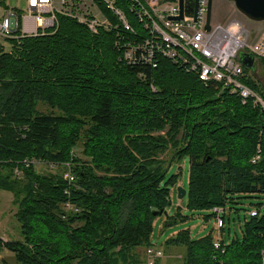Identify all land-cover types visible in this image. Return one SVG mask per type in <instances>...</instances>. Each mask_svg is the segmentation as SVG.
<instances>
[{
  "label": "trees",
  "instance_id": "16d2710c",
  "mask_svg": "<svg viewBox=\"0 0 264 264\" xmlns=\"http://www.w3.org/2000/svg\"><path fill=\"white\" fill-rule=\"evenodd\" d=\"M113 37L59 16L56 32L0 53V190L12 193L21 236L0 239L11 255L0 264H144L154 221L187 218L165 213L170 164L185 157L190 211L237 213L241 199L264 196V111L164 57L153 68L122 64ZM33 157L57 166H22ZM213 242L180 229L164 245L184 247L177 264H261L264 214L244 217L240 235L219 248Z\"/></svg>",
  "mask_w": 264,
  "mask_h": 264
},
{
  "label": "built area",
  "instance_id": "2783aa9c",
  "mask_svg": "<svg viewBox=\"0 0 264 264\" xmlns=\"http://www.w3.org/2000/svg\"><path fill=\"white\" fill-rule=\"evenodd\" d=\"M209 0H17L10 5L0 0V53L25 37L52 34L58 29V17L82 24L90 33L113 32V46L118 60L128 66L153 68L164 57L192 72L204 84L215 82L244 103L253 101L264 111V99L243 82L247 78L239 60L241 52L255 60L264 58V30L251 38V31L235 18L212 22L206 29ZM182 11V18L177 19ZM139 76L144 75L140 72ZM259 149L251 162L260 158ZM44 165L50 170L56 164L40 158H27L23 167ZM62 176L69 183L75 179L68 163ZM13 173L22 178V167ZM67 209L72 208L66 202ZM218 226L222 225V208L213 207ZM264 214V203L247 211L250 216ZM3 241L5 239H2ZM220 240L213 242L220 247ZM144 264H156L164 258L161 248L149 246ZM264 264V244L261 249Z\"/></svg>",
  "mask_w": 264,
  "mask_h": 264
},
{
  "label": "rangeland",
  "instance_id": "374dc122",
  "mask_svg": "<svg viewBox=\"0 0 264 264\" xmlns=\"http://www.w3.org/2000/svg\"><path fill=\"white\" fill-rule=\"evenodd\" d=\"M10 5H15L17 0H8ZM230 2L228 0H212L211 3V20L212 22H225L230 18L240 20L243 25L251 31V38H254L260 31L264 30V22L252 21L242 14H240L234 7L231 10L229 8ZM247 75L258 83L260 91L264 96V63L256 60V65L253 69L249 68ZM261 95V94H260ZM261 95V96H262ZM44 110V106L41 107ZM171 151L162 155L164 160H168ZM188 166L189 160L187 157L183 158L180 162H173L170 164L168 175H175V183L170 187V205L166 208L165 213L167 215H173L176 210L186 216L184 221L169 227H163L165 220V214L159 216L153 224V230L151 233L150 241L153 246L161 248L164 253V258L159 261V264H177L181 262V255L184 253L183 246H166L165 240L176 233L180 229H189L192 238H200L207 234H211L213 241L223 240L225 243L235 235H240L241 225L244 217H246L247 211L252 209L253 203H264V196L257 198H243L239 204L236 205L239 208L235 213L232 210H223L220 215H224L223 229L217 225L216 217L211 214L210 210L202 211H190L186 208V197L178 198L177 190L182 188L187 190L188 188ZM43 168V167H42ZM43 172H50L48 168L44 167ZM12 193L6 190H0V239L12 240L20 239L19 223L14 217L15 205L12 202ZM211 214L208 219L204 218V215ZM230 217L228 220L227 217ZM145 249L141 251L144 255ZM0 254L5 257H10V253L4 249Z\"/></svg>",
  "mask_w": 264,
  "mask_h": 264
},
{
  "label": "water",
  "instance_id": "95a60500",
  "mask_svg": "<svg viewBox=\"0 0 264 264\" xmlns=\"http://www.w3.org/2000/svg\"><path fill=\"white\" fill-rule=\"evenodd\" d=\"M228 1H231L235 9L244 17L256 22H264V0H228ZM211 3L212 0H209L206 29H209V20L211 16ZM180 7H182L181 0H180ZM181 18H182V11L177 19H181ZM239 60L242 63V65L246 68L253 69L254 66L256 65V60L253 58V55L250 53L241 52L239 54ZM185 194H186V190L182 188H178L177 190L178 198H183Z\"/></svg>",
  "mask_w": 264,
  "mask_h": 264
},
{
  "label": "crops",
  "instance_id": "0c3cea01",
  "mask_svg": "<svg viewBox=\"0 0 264 264\" xmlns=\"http://www.w3.org/2000/svg\"><path fill=\"white\" fill-rule=\"evenodd\" d=\"M230 2V6H229V8L232 10L233 9V3L231 2V1H229Z\"/></svg>",
  "mask_w": 264,
  "mask_h": 264
},
{
  "label": "flooded vegetation",
  "instance_id": "af4514ba",
  "mask_svg": "<svg viewBox=\"0 0 264 264\" xmlns=\"http://www.w3.org/2000/svg\"><path fill=\"white\" fill-rule=\"evenodd\" d=\"M259 61V60H258Z\"/></svg>",
  "mask_w": 264,
  "mask_h": 264
}]
</instances>
